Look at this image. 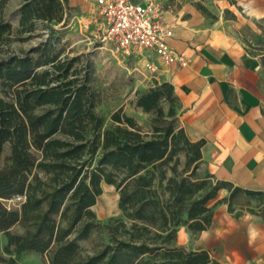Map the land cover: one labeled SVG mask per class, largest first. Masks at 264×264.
<instances>
[{
  "label": "trees",
  "instance_id": "1",
  "mask_svg": "<svg viewBox=\"0 0 264 264\" xmlns=\"http://www.w3.org/2000/svg\"><path fill=\"white\" fill-rule=\"evenodd\" d=\"M0 46L31 37L42 24L66 27L67 0H20L4 19ZM26 36L25 38H22ZM36 55L35 58L32 55ZM45 42L24 55L0 54V233L7 254L34 253L46 264H210L206 251L176 246L178 228L193 235L209 228L207 202L227 189L228 211L264 203V193L194 180L204 141L190 142L178 124L180 104L169 83L137 93L132 105L149 114L145 131L121 109L104 119L95 111L92 65L82 56L60 58ZM9 155L1 162L4 147ZM115 188L122 219L102 225L92 211L101 185ZM243 197L244 204L237 203ZM21 198L19 209L5 202ZM21 233H11L14 226ZM106 229L109 241L84 254L80 243ZM213 264H217L213 262Z\"/></svg>",
  "mask_w": 264,
  "mask_h": 264
},
{
  "label": "crops",
  "instance_id": "2",
  "mask_svg": "<svg viewBox=\"0 0 264 264\" xmlns=\"http://www.w3.org/2000/svg\"><path fill=\"white\" fill-rule=\"evenodd\" d=\"M67 1L73 12L84 10L87 1L94 8L93 0ZM157 2L173 25L168 46L189 65L159 64L151 79L173 87L187 139L204 141L194 180L211 176L213 182L264 193V0ZM228 197L220 189L207 202V230L193 235L178 228L176 246L208 252L210 264H264V203L229 212Z\"/></svg>",
  "mask_w": 264,
  "mask_h": 264
},
{
  "label": "rangeland",
  "instance_id": "3",
  "mask_svg": "<svg viewBox=\"0 0 264 264\" xmlns=\"http://www.w3.org/2000/svg\"><path fill=\"white\" fill-rule=\"evenodd\" d=\"M19 4L20 0H8L3 11L4 19L9 21L14 29L17 27V19L12 14ZM86 4L84 10L71 12L66 27L53 26L56 34L52 38L51 32L39 23L35 33L24 41H17L15 36H10L9 41L0 46V54L24 55L33 48L51 41L55 50L61 52L60 58L84 57L83 61L89 60L92 65L91 85L97 94L95 111L104 119V128L111 124V114L121 109L147 131L150 129L153 117L135 109L132 102L137 93H143L157 83L151 79V75L144 72L140 64L133 60H123L108 44L102 42L101 17L98 12L91 9V3L87 1ZM32 56L35 58L36 55ZM8 155L9 149L5 146L1 155L2 164L5 163L4 160ZM101 189L102 194L97 198L92 211L102 225L113 226L110 220L122 219L118 209V194L112 186L102 184ZM20 201L21 198H14L4 204L7 208L16 210L19 209ZM245 202L243 197L237 199L239 204ZM10 232L19 234L22 230L17 225ZM108 241V231L101 229L93 233L88 241L81 242L80 246L84 254H91ZM5 245L6 238L0 233V264H46L45 257L38 254H7L4 251Z\"/></svg>",
  "mask_w": 264,
  "mask_h": 264
},
{
  "label": "built area",
  "instance_id": "4",
  "mask_svg": "<svg viewBox=\"0 0 264 264\" xmlns=\"http://www.w3.org/2000/svg\"><path fill=\"white\" fill-rule=\"evenodd\" d=\"M93 10L101 17L102 42L123 60L140 64L153 76L159 64L186 68L189 60L167 44L173 25L164 20L157 0H93ZM155 56L157 61L151 60Z\"/></svg>",
  "mask_w": 264,
  "mask_h": 264
}]
</instances>
